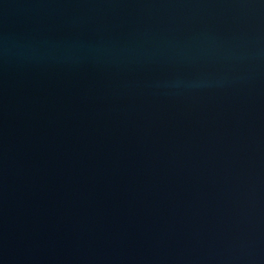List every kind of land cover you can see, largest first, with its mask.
<instances>
[{"label": "water", "instance_id": "1", "mask_svg": "<svg viewBox=\"0 0 264 264\" xmlns=\"http://www.w3.org/2000/svg\"><path fill=\"white\" fill-rule=\"evenodd\" d=\"M0 264H264V0H0Z\"/></svg>", "mask_w": 264, "mask_h": 264}]
</instances>
